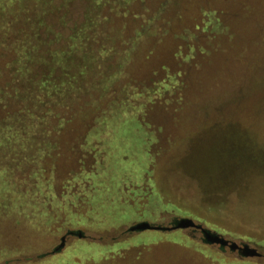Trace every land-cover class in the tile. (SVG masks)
I'll list each match as a JSON object with an SVG mask.
<instances>
[{
  "label": "rangeland",
  "instance_id": "374dc122",
  "mask_svg": "<svg viewBox=\"0 0 264 264\" xmlns=\"http://www.w3.org/2000/svg\"><path fill=\"white\" fill-rule=\"evenodd\" d=\"M191 1L154 0L156 6L164 4L163 13L128 57L124 81L99 92H84L70 103L64 111L65 124L52 135L55 147L43 152V164L60 196L68 188H72L71 193L80 188L88 191V181L100 182L106 176L104 164L110 163L107 146L112 143L109 134L123 123L120 114L131 112L154 139L152 167L159 190L200 215L187 217L239 244L248 243L263 256L253 257L239 248L209 242L210 248L223 255L220 260L197 252L193 246L163 239L123 248L108 261L92 257L85 264H234L248 258L264 262V244L207 223L226 224L234 231L264 239V163H258L235 141H225L231 137L225 127L226 117L228 121L230 117L227 110L234 109L237 117L249 104L264 106V0ZM89 6L90 0L52 1L38 29L37 54L28 65L33 81L47 87L58 85L66 95L74 83H83L74 82L76 79L88 78L82 77L88 61L72 51L70 36L86 22ZM134 9L116 21L125 33L121 48L138 40L137 30L147 20L146 9ZM246 52L251 60L243 59ZM180 70L184 71L180 78L185 76L186 81L183 90L163 83L170 82L168 77ZM183 92L190 99L184 112L180 108ZM187 114L196 117L194 126H201L184 128L182 118ZM127 129H132H123L129 137L138 132ZM119 139L124 138L119 135ZM67 196L71 202L73 196ZM161 216L156 222L162 226H170L176 219L170 212ZM178 228L197 241L204 239L199 228ZM125 229L84 233L108 242ZM73 237H66V245ZM38 257L39 253L24 254L0 264L36 261Z\"/></svg>",
  "mask_w": 264,
  "mask_h": 264
},
{
  "label": "trees",
  "instance_id": "16d2710c",
  "mask_svg": "<svg viewBox=\"0 0 264 264\" xmlns=\"http://www.w3.org/2000/svg\"><path fill=\"white\" fill-rule=\"evenodd\" d=\"M52 1L0 0V261L33 253H39L36 261L20 259L16 264H85L92 257L108 261L115 259L123 248L163 239L193 246L197 252L221 260L223 255L210 248L209 242L197 241L178 227L171 228L176 230L160 227L130 229L141 221L158 224L156 221L162 219V212H170L176 218L183 215L200 218L197 212L159 190L152 167L154 139L131 112L120 114L123 123L114 127L117 132L109 134L112 143L107 146L110 163L104 164L105 178L100 182L88 181V191L80 188L71 193L72 188H68L62 196L56 192L43 164L46 159L43 152L55 147L52 135L59 133L65 124V109L84 92H99L109 89L114 82L124 81L128 57L152 28L154 20L163 13L161 7L164 4L156 6L154 0H90L86 22L70 36L72 51L88 61L82 71V77L88 78L76 79L74 82L83 83H74L73 90L64 95L58 85L47 87L44 82H35L27 72L39 48L38 29L44 23ZM137 6L146 9L147 20L137 30L138 40L121 48L125 33L116 21L125 13L134 12ZM243 59L251 60L248 52ZM172 74L168 77L170 82L163 83L183 90L185 76H180L184 71ZM181 100L180 108L184 112L189 108L190 99L183 92ZM247 108L242 115L239 111L237 117L234 109L227 110L230 117L229 121L226 117L225 127L231 137H226L225 141H235L241 150L251 152L261 164L264 163V106L249 104ZM188 115L182 118L184 128L201 126H194L196 117ZM128 127L136 128L138 132L129 137L123 131L132 130ZM119 135L124 139H119ZM34 147L35 151L32 150ZM67 195L73 196L71 202ZM207 223L221 231L228 228L235 235L264 244V239L234 231L226 224ZM122 227L126 228L124 233L108 242L84 233L85 230L107 233ZM130 232L134 233L128 235ZM67 236L75 237L66 245ZM238 263L264 264L252 258L234 264Z\"/></svg>",
  "mask_w": 264,
  "mask_h": 264
},
{
  "label": "water",
  "instance_id": "95a60500",
  "mask_svg": "<svg viewBox=\"0 0 264 264\" xmlns=\"http://www.w3.org/2000/svg\"><path fill=\"white\" fill-rule=\"evenodd\" d=\"M193 226L196 228H199L203 234H204V240L207 242H218L222 245H229L231 248H239L242 250L243 254L250 255V256H260L262 255V252L257 250V248L250 246L248 243H242L239 244L236 240H230L229 238H226L224 235H221L215 231H212L209 228H206L202 223L196 222L193 218L183 216L180 218H176L174 220V223L170 226H162L161 224H152L148 221H141L137 222L136 224L132 225L130 229H142V228H165V229H171V228H177V227H188Z\"/></svg>",
  "mask_w": 264,
  "mask_h": 264
}]
</instances>
